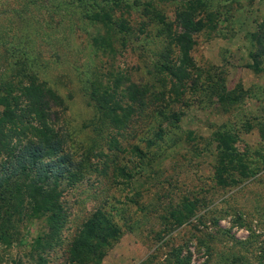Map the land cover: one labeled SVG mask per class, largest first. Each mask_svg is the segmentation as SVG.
<instances>
[{"label": "rangeland", "instance_id": "374dc122", "mask_svg": "<svg viewBox=\"0 0 264 264\" xmlns=\"http://www.w3.org/2000/svg\"><path fill=\"white\" fill-rule=\"evenodd\" d=\"M133 1H120L115 15L122 14L136 34L144 23L147 34L123 44L110 24L81 19L91 7L72 0H0V39L18 33L27 54L41 62L39 75L63 99L56 125L83 165L81 178L63 186L67 221L42 251L41 264H65L72 237L96 208L120 230L100 264H264V0L197 4L205 26L193 34L194 66L176 101L168 93L170 75L155 64L165 46L159 17L179 31L175 13L184 0H136L137 7L130 6ZM171 48L166 60L174 62L178 49ZM7 50L0 42V68L5 58L14 59ZM89 65L96 72L88 73ZM157 71L166 79L160 140L145 141L158 122L146 113L131 112L123 128L101 122L84 90L90 77L96 73L101 86L118 89L132 82L159 89ZM15 80L25 77L20 73ZM203 81L217 92H195L198 83L206 86ZM224 130L236 136L242 171L218 170L224 163L215 136ZM30 216L15 217L9 241L0 239V264H40L29 242L46 222Z\"/></svg>", "mask_w": 264, "mask_h": 264}, {"label": "trees", "instance_id": "16d2710c", "mask_svg": "<svg viewBox=\"0 0 264 264\" xmlns=\"http://www.w3.org/2000/svg\"><path fill=\"white\" fill-rule=\"evenodd\" d=\"M72 1L83 8L91 7L90 12L87 10L80 14L81 19L97 25L110 24L121 35L120 41L123 44L129 40L138 42L140 36L147 34L144 23L136 34L133 27L122 19V14L115 15L118 9L116 6L122 0ZM199 2L201 6L204 5V0L182 2L183 6L175 13L180 28L176 32H172L163 18L156 14L162 20H159L162 25L159 30L165 46L159 53L160 61L156 62L155 67L161 73L170 75L171 86L168 93L176 96L174 101L184 92L181 83L189 77V71L194 66L190 55L194 45L193 34L205 26L203 17L199 16L200 10L196 7ZM126 3L125 1L124 5ZM131 5L137 7L136 0ZM143 12L148 15V8L143 9ZM97 40L94 37V42ZM0 42L6 44L7 52L14 58L12 62L5 58L3 62L6 64L0 68V239L5 243L9 241L8 237L11 236L8 228L15 217L20 219L23 214L43 217L46 229L29 242L33 259L41 264L46 260L42 251L52 247L67 221L66 209L60 200L63 186L71 185L81 178L83 165L73 159L67 149L68 135L56 125L54 117L57 116V108L63 107V99L39 75L41 62L35 59L36 55L30 57L31 53L27 54L18 33L6 42L1 39ZM96 42L95 47L99 49ZM171 45L178 49L174 62L166 60L172 49ZM28 51L32 49L29 48ZM95 69L89 65L87 72L93 74ZM160 72L157 71L156 77L159 89L140 82H132L122 89H118V86H101L99 75L96 76L95 73L92 79L90 77L87 80L91 86L84 90L98 109L101 122H110L114 127L123 128L127 125L131 112L139 115L146 113L149 118L158 121L153 135L145 138L148 145H154L155 139L160 140L162 137L161 119L166 117V90L162 88L166 79ZM20 73L25 77L23 83L15 80ZM198 84L196 89L193 87L195 92L209 95L218 90V87L211 86V82H205L206 86L198 87ZM176 113L172 111L170 116L176 119ZM215 137L219 140V154L223 153L220 156L221 163H224V167L218 170L228 172V167L241 171L245 169L233 145L236 141L233 131L224 130ZM119 235L120 230L113 220L102 208H96L72 237L65 264H100L105 249Z\"/></svg>", "mask_w": 264, "mask_h": 264}]
</instances>
